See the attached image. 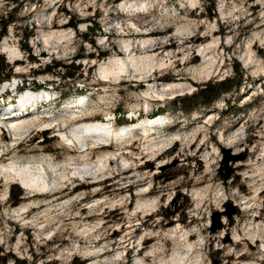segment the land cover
Returning a JSON list of instances; mask_svg holds the SVG:
<instances>
[{
	"label": "rangeland",
	"instance_id": "374dc122",
	"mask_svg": "<svg viewBox=\"0 0 264 264\" xmlns=\"http://www.w3.org/2000/svg\"><path fill=\"white\" fill-rule=\"evenodd\" d=\"M142 1L147 3V13L130 6ZM1 18L0 56L8 66L0 85L18 75L22 85L42 86L57 99L61 92V103L68 102L67 106L80 95L90 99L88 104L93 103L84 117H68L67 129L77 122L102 120L105 113L114 110L121 113L115 127L129 124L124 112L134 111L139 114L138 122L144 121L147 104L140 97L149 86L183 78L194 90L149 102L148 107L153 108L149 115L169 111L167 123L157 127L158 135L134 136L122 140V145L117 141L108 147L99 143L91 146L87 150L91 163L106 148L119 149L129 162L125 165L120 158L111 160L93 184L88 183L94 178L72 176L71 169L64 168L81 161L76 160L74 146L40 130L29 131L17 148L20 160L46 156L54 163L51 170L47 169L52 180L63 173H70L71 179L53 192L31 197L32 193L23 190L18 181L6 182L0 175V194L5 193L0 200V264H16L15 260H25L26 264H110L117 251L121 255L113 264H137L139 258L155 264L146 257L150 250H159L161 257L169 258L174 249L186 252L184 245L188 243L194 248L188 255L196 256V264H264V71L253 72L242 62L250 48L264 68V0H0ZM95 24L100 29L92 32ZM52 28L71 32V40L45 46L39 34ZM142 38L152 41L145 48L136 47V41ZM211 40H216V64L224 65L226 72L222 79L189 71L202 60L198 47ZM126 42L133 43L130 55H150L151 59L144 61L148 71L144 79L132 71L130 78L122 75L117 81L103 82L99 63L122 56ZM3 43L20 51L16 62L3 51ZM53 62L74 65L77 73L68 77L69 69L47 71ZM160 62L163 67H158ZM236 63L243 72L237 91L221 93L210 106L192 109L188 114L180 108V99L194 102L192 95L206 85L236 76ZM61 103H48L46 107L57 108L52 114L63 112L68 107L58 109ZM162 103L167 109L155 110ZM194 112H198L197 118L192 117ZM2 133L7 136L5 144L10 145L8 131L0 129ZM234 136L237 144H226ZM31 137L32 143L27 142ZM162 139L168 142L155 149L154 156L146 153L148 145ZM226 155L229 159L224 164ZM233 160L243 166L235 168ZM226 167L231 173L225 180ZM258 173L261 176H256ZM17 186L23 193L16 206L31 199L40 207L24 215L28 221L25 225L11 213L15 206L12 193ZM196 192L202 196L196 197ZM256 193L259 195L252 209L243 211L241 198ZM97 198L103 202L89 208ZM50 206L49 215L44 217ZM228 206L233 208L230 217ZM46 218L51 223L42 233L35 223ZM171 231L176 232L180 245H174L167 235ZM248 233L255 234L253 241ZM122 238L125 242L120 244ZM102 248L108 249L105 255L84 254Z\"/></svg>",
	"mask_w": 264,
	"mask_h": 264
},
{
	"label": "bare ground",
	"instance_id": "6f19581e",
	"mask_svg": "<svg viewBox=\"0 0 264 264\" xmlns=\"http://www.w3.org/2000/svg\"><path fill=\"white\" fill-rule=\"evenodd\" d=\"M130 6L136 7V8H143L145 13H147L148 12L147 10L149 9L145 1H142L141 3H136L134 5H130ZM221 13L223 14L222 10H221ZM132 25L135 28L138 27L133 23ZM39 35L40 36L38 37V39L45 46H49L52 43H59V42H65V41L71 40L70 39L71 32L65 29L52 28L49 31H41ZM151 41L152 39L146 40L142 38V40L136 41V45H137L136 47L142 46L141 48H145L146 44L147 43L150 44ZM67 45H68V42H67ZM132 47H133V43L126 42L122 46V52H123L122 56L121 55L112 56V57H109L107 60H104L103 62L99 63L98 74L103 82L111 83L112 81H117L122 75L130 78L132 76V71H134V74H137L138 76H140L139 77L140 79L141 78L144 79L143 75L148 72L145 69L144 61L150 60L151 59L150 55L138 56V57H135L134 55H130V51H131L130 48ZM2 49L3 51L8 53L9 58L13 60V62H16V60H18L17 58L18 56H20V51L14 45L3 43ZM215 51H216V40L205 41L201 43V45L198 47V53L202 60L199 63V65L192 66L189 69V71H191V73L193 72L205 78H209L210 75L214 74V76H218L220 79H222L226 72L223 71L224 65L219 66L218 64H216V60H215L216 52ZM244 54L245 55L242 57V62L244 63L245 67H247L248 69H252L253 72H258L259 70L264 71V68L260 66V64L258 63V60L254 57V55H252V49L248 48L247 52ZM163 66L164 65L162 62H160L158 65V67H163ZM16 67H18V65H16ZM14 73L19 74L17 72H14ZM12 78L15 80L16 83H19L18 86L21 87V83H22V79L20 80L21 77H19L18 75H15V76H12ZM182 79L183 78H178L177 80H174V81H167L166 83L156 84L155 86H152V87L149 86L150 88L146 92L144 91L142 94V97H140L144 99L147 104V107H145L144 109L149 108L148 105H149V102L151 101H160V100L164 101L167 99L174 98L176 95H183V94L191 93L194 90L193 85L185 83ZM8 85L9 83L4 82L3 84H1L0 88L2 86L6 87ZM14 88L16 89V87ZM42 90L47 92V90L45 89H42ZM2 91H5V90H2ZM2 91L0 93H2ZM7 95H8V91L6 89V92L0 96V106L2 105L1 107H4L11 103L15 104L16 101H14L13 99L9 100L10 96L7 97ZM62 96L63 95L60 92L59 97L62 98ZM52 97H51L52 99L50 100V102L47 101V103H46L45 97L36 99V100H39V102H32V106L35 104L37 105L38 108H41V107L47 108L46 105L51 104L54 100L58 98V96H55V95ZM244 97L245 98L248 97V94H246ZM30 99H33V96H30ZM79 99L80 98L72 100V102L69 103V105L71 106H67L68 104H66L58 108V109H62V108H66L67 106L68 108H66V110L63 112L59 111L57 113L52 114L53 113L52 111L57 110V108L55 109L50 108L49 110L51 111L47 110L46 116H43V117H41L42 115H39V114L38 115L30 114L27 116L21 115L18 117L16 115H13V117H9L12 119L8 118L9 120H2L3 118L0 117V129H3L2 127H5L7 129L9 133L10 141H11L10 145L7 146L5 144V141H6L5 139L7 136L5 135V133L0 134V162H1L0 175H1V178H3L6 182L18 181L23 186L24 189H29V192L32 193L31 197H34L36 194H43L45 192H49V193L53 192L54 189L59 188V186L64 185L66 181L71 179L70 173L72 174V176L82 177V178L84 177V175L90 176L94 178L95 180L89 181L88 184L97 183L98 182L97 179L99 178V176L106 170V167H109L111 165V160H118L120 158L122 159V163L125 165H128L129 162L125 159V156L122 155L123 153L120 154L119 149L108 150L109 148H106L107 150L105 152H102L100 155H98L96 157V160L91 163L88 160L89 156H88V151H87L91 146L99 143V144H102L103 147L105 146L108 147L111 144L118 143L117 141H119L120 145H122L123 143L122 140L133 138L134 136H137V135H141V137L143 138H149L152 135L150 132H153V133L155 131L157 132V127H160L167 123L165 116H158L157 118H154V119L149 118V119H145L144 121L142 120L140 121V123L138 121H132V123L130 124H126L120 127H115V125H113L114 123L111 122V118L108 117L110 113L109 112V113H105L106 115H104V119L102 120L77 122L67 129L66 124H67V121L69 120L68 117H70L71 115L74 116V118L84 117V114L83 115L81 114L89 110L88 108H90V105H93V103L88 104L90 103L89 102L90 99L85 98V96L81 97L80 100ZM66 111L68 113H66ZM130 112L131 114L135 115L134 111H130ZM197 113L198 112L196 113L194 112L195 114L194 118L197 117L196 116ZM34 126H36V128ZM47 127L55 128L56 137H58V140L60 142H62L65 145L74 146L76 148V151L78 152L77 154L78 157H76V160L78 159L81 160L80 162L68 163L67 166H65L64 168L71 169L70 173L68 174L63 173L62 175L59 174L56 176V179L54 180H52L51 178L52 176L51 172L47 171V169L51 170V168L54 167L53 161L48 160L46 156L41 157L40 160L35 157H32V158H27L25 161H21L20 156L18 155L20 153L19 151H17V148L20 146V144L24 140L23 138L26 136V134L29 131L32 134L33 132L32 130L39 131ZM141 127H147V128L144 131H142ZM235 137L236 136L230 137L229 140L226 142V144H228L229 146L231 144H237L238 141L236 140ZM32 140H33V137L27 140V142L32 143ZM164 141L168 142L166 139H162L158 141V144L153 143L154 145H148V147L145 148L147 150L146 153H150L151 156H154V153H153L154 150L155 149L159 150L162 147H164ZM35 146H39V144H36ZM7 148H9V151L7 150L6 152H4ZM11 154L13 156L9 158ZM5 161H8V162L5 163ZM232 163L235 164L234 167L237 169H240L243 166V164L240 163L239 160H233ZM247 174H248V171L244 172V175L246 178L249 176V175L247 176ZM256 176H261V175L258 173V175ZM250 181H253V179H250ZM255 184L256 183H253L251 186L255 188L256 186ZM79 186L81 187V185ZM97 193L98 192L95 190L94 195H96ZM195 195L196 197L202 196L200 192H196ZM258 195L259 194L256 193L252 197L241 198L240 205L242 207V210L245 212H249L252 209V206L256 203V199ZM4 196H5V193L0 194V200ZM100 199L101 198L95 199V202L89 205L88 207L92 209L98 206L99 204L103 202V200H100ZM30 201L31 199H28L26 203L20 206H13L11 210V213L13 214V216L17 217V219H19V221H21L24 225L28 223V221L25 220L24 215H28L31 212H33L36 208H40L32 204ZM29 206H32V208H29L27 212V209ZM51 206L46 211L44 210L45 211L43 215L44 217H47L49 215L48 210L51 209ZM30 222L34 224L36 220H31ZM43 222L46 223L44 224V226L42 225ZM43 222L35 223L37 229H41L40 231L42 233H44V230H45L44 228H46V226H48L51 223V221L48 218H46L45 220H43ZM131 226L133 225H129V224L127 225V227H131ZM113 233L115 234L116 231H114ZM130 233L128 232L127 234H130ZM167 235L174 241V245H180V242L178 241V238L176 236V232L171 231L167 233ZM253 235L255 234L248 233V238H250L252 241L256 237V236L254 237ZM234 237L237 238V236H234ZM123 239L124 238L121 239L120 244L125 242ZM236 242H239V241L236 240ZM184 246L186 248V252L184 251L182 252V251L174 249L173 252L170 254L169 258H166L164 256L161 257L158 253L159 250L157 251L150 250L149 254L146 255V257L154 260L155 264H196V262L198 261V259H195L196 256L188 255L189 252H190V255L193 254L194 252L193 245L191 243H188ZM16 249L17 250L19 249L18 245L16 246ZM107 252H108V249L102 248L96 251H91V252H86V253L84 252V254L90 255V256L91 255L98 256V255H105ZM120 255L121 254L119 253V251H117V257L116 258L114 257L112 260L109 261V263L113 264V261L118 260L120 258ZM137 255L139 256L138 253ZM92 264L94 263L92 262ZM137 264H147V263L145 259L139 258L137 260Z\"/></svg>",
	"mask_w": 264,
	"mask_h": 264
},
{
	"label": "trees",
	"instance_id": "16d2710c",
	"mask_svg": "<svg viewBox=\"0 0 264 264\" xmlns=\"http://www.w3.org/2000/svg\"><path fill=\"white\" fill-rule=\"evenodd\" d=\"M214 11V4L210 6ZM3 21V19H0V22ZM13 20H9L7 22H11ZM8 23H5V28ZM100 29V26L98 24L94 25V28H91L92 32L98 31ZM83 38L88 39V34H84ZM25 48H27V45H25ZM105 55V54H102ZM7 63H5V60L3 57L0 56V81L7 76L6 68ZM59 69H69L67 71L66 76L73 77L77 73V68L74 65H63L59 62H53L52 65L47 66V71ZM71 69V70H70ZM234 72L236 73V76H233L232 78H226L225 80L219 82L218 84H209L206 85L204 88L200 89L198 92L194 93L191 97V99L195 100L194 102H187L185 99H180L179 101H182L180 103V108L186 112L187 114L192 109H200L204 107L210 106L219 96L221 93L227 92V91H233L238 90L240 87V84L242 82L243 78V72L240 68L239 63H236L233 67ZM119 111V110H118ZM22 189L17 186V189L14 193H12V198L14 201V205L16 206L18 202L20 201V197L22 196ZM16 264H26L25 260H15Z\"/></svg>",
	"mask_w": 264,
	"mask_h": 264
},
{
	"label": "water",
	"instance_id": "95a60500",
	"mask_svg": "<svg viewBox=\"0 0 264 264\" xmlns=\"http://www.w3.org/2000/svg\"><path fill=\"white\" fill-rule=\"evenodd\" d=\"M224 153L228 154L229 152L224 150ZM228 159H229V156L226 155L224 160H223V163L227 164L228 163ZM220 171L222 172V169ZM230 173H231V170L226 167V172L223 174V177H224L225 180L229 178ZM228 207L230 208V210L228 212V217H230L231 214L233 213V208L231 206H228ZM215 229H216V226L213 227V230H215Z\"/></svg>",
	"mask_w": 264,
	"mask_h": 264
}]
</instances>
